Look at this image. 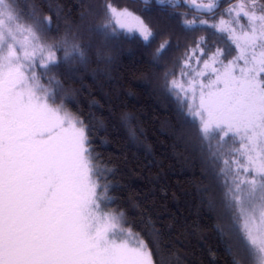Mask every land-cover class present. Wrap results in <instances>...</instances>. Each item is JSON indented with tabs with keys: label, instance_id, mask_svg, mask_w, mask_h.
I'll return each mask as SVG.
<instances>
[{
	"label": "snow or ice",
	"instance_id": "6c2138e0",
	"mask_svg": "<svg viewBox=\"0 0 264 264\" xmlns=\"http://www.w3.org/2000/svg\"><path fill=\"white\" fill-rule=\"evenodd\" d=\"M166 2L177 0H156ZM173 11L176 27L207 35L178 41L173 57L171 34L158 44L160 88L222 189L232 264H264V0H183ZM57 29L39 5L25 17L17 0H0V264H156L124 212L105 206L115 201L89 125L49 73L71 77L121 31L145 43L157 33L115 0L88 3L74 29L49 40Z\"/></svg>",
	"mask_w": 264,
	"mask_h": 264
},
{
	"label": "trees",
	"instance_id": "16d2710c",
	"mask_svg": "<svg viewBox=\"0 0 264 264\" xmlns=\"http://www.w3.org/2000/svg\"><path fill=\"white\" fill-rule=\"evenodd\" d=\"M93 2L17 0V6L25 17L33 5H39L41 15L52 16V27L59 25L48 33L52 40L66 25L74 29ZM115 3L134 9L156 39L145 43L137 32L121 31L115 47L97 42L88 63L71 77L64 67L49 75L72 91L69 106L89 125L97 164L109 183L108 198L115 201L108 206L124 212L132 229L148 241L156 264H232L227 247L235 230L231 212L220 203L222 189L206 169L198 141L177 119L176 100L160 88L157 65L164 61L155 53L168 34L172 48L167 56L173 57L183 50L176 49L178 41L182 45L207 33L198 25L197 31L176 27L172 17L177 13L170 9L138 0ZM210 194L216 201L212 207ZM242 258L249 264L247 256Z\"/></svg>",
	"mask_w": 264,
	"mask_h": 264
},
{
	"label": "flooded vegetation",
	"instance_id": "af4514ba",
	"mask_svg": "<svg viewBox=\"0 0 264 264\" xmlns=\"http://www.w3.org/2000/svg\"><path fill=\"white\" fill-rule=\"evenodd\" d=\"M138 2H141L142 4H146V5H155V6H158L160 8L173 10L174 7H178L179 5H181L183 0H177L176 5L169 4L167 2L164 5H158V4H156V0H148V3H145V0H138ZM185 7H179V10L185 11ZM189 13L193 14L190 10H189ZM201 18H204V17L201 16Z\"/></svg>",
	"mask_w": 264,
	"mask_h": 264
},
{
	"label": "rangeland",
	"instance_id": "374dc122",
	"mask_svg": "<svg viewBox=\"0 0 264 264\" xmlns=\"http://www.w3.org/2000/svg\"><path fill=\"white\" fill-rule=\"evenodd\" d=\"M203 19V18H202ZM202 28V26H200ZM105 206H108V201L105 202ZM135 232V231H134Z\"/></svg>",
	"mask_w": 264,
	"mask_h": 264
}]
</instances>
